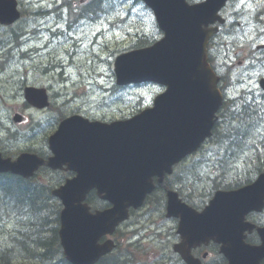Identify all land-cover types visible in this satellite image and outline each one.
Returning a JSON list of instances; mask_svg holds the SVG:
<instances>
[{
  "label": "water",
  "instance_id": "obj_1",
  "mask_svg": "<svg viewBox=\"0 0 264 264\" xmlns=\"http://www.w3.org/2000/svg\"><path fill=\"white\" fill-rule=\"evenodd\" d=\"M144 1L165 36L152 48L118 57L115 73L119 85L154 81L166 86L154 107L112 124L79 116L64 120L49 139L53 156L48 161L27 153L16 160L5 159L0 153V173L29 178L43 165L54 170L67 166L65 170L76 173L53 192L64 206L59 234L72 264H95L112 250V241L99 244L100 238L128 218L129 208L143 204L155 189L154 178L162 183L175 164L211 136L222 105L218 78L206 53L208 39L216 30L204 26L223 22L218 12L226 0L193 6L186 0ZM19 17L15 0H0V23L10 25ZM261 87L264 90V80ZM25 97L36 107L48 106L44 90L28 88ZM262 182L246 190L218 193L202 213L168 193V216L181 219L178 233L183 243L176 249L188 264H200L190 250L210 240L222 244L221 253L230 264H259L264 246L245 244L243 220L250 210H262L264 194L257 192ZM94 189L111 208L90 212L85 200Z\"/></svg>",
  "mask_w": 264,
  "mask_h": 264
},
{
  "label": "rangeland",
  "instance_id": "obj_2",
  "mask_svg": "<svg viewBox=\"0 0 264 264\" xmlns=\"http://www.w3.org/2000/svg\"><path fill=\"white\" fill-rule=\"evenodd\" d=\"M18 1L25 12L24 17L12 27L0 26V63L1 58L8 61L6 65L0 64V146L7 145L11 148L10 151L15 152L25 148L42 149L45 139L57 126V107L61 106L66 115L79 110L86 117L110 121L129 117L151 106L154 97L162 92V88L156 85L129 88H118L115 85L116 56L132 46L139 36L160 38L152 12L141 4V1L108 0L95 11L94 14L99 16L96 22H93L94 16L74 21L70 18L68 9L55 13L57 7L68 0ZM115 1L116 5L112 10ZM223 12L228 20L227 30L220 38L222 43H251L256 46L264 43V0H235L229 3ZM243 48L251 50L250 47H237L239 50ZM10 50L12 52L9 56ZM239 61L234 62L235 68L243 71L245 66H239ZM260 71H264V67L260 68ZM243 78L246 79V86L248 84L252 87V91L250 95H241L258 99L262 120L256 121L257 130L252 131L248 129L250 126L246 125L247 119L242 115L237 120L241 123L238 130L244 132L241 140H244L246 135L249 136L245 138L244 149L236 147L240 146L237 141L234 143V148L229 152L234 157H229L227 171L237 173L240 177L246 173V163L250 170L255 164L253 159H249L254 157L251 147L259 141H264V102L260 103L263 98L260 97L254 78L251 77L252 80L249 81L245 73ZM26 86L45 88L51 95V107L38 111L26 105L23 97ZM61 92L63 96L60 95ZM67 99L73 102L64 104ZM16 113L24 116L26 120L21 124H14ZM9 132L17 135L14 137ZM214 144L219 145L215 141L207 144L202 153L189 159L177 172L188 170L194 160L202 159L206 154L212 159L199 168L197 176L201 179L190 178L196 177L192 172L186 175L197 187L206 184L205 180L208 185L214 183L212 178L216 177L217 173L212 172L210 165L221 159L225 153L221 150L220 157L216 156L212 151L218 150ZM209 149L215 156H208ZM5 152L8 153L9 150ZM44 176V173L40 174L41 178ZM152 202L153 199L131 218V224L135 223V226L123 232L122 236H117L118 241L124 243L125 238L138 233L131 241L141 240L140 245L150 249L148 260L155 258L151 248L156 251H169L168 245L175 240V237H168L173 233L174 223L162 221V212L155 210L159 206L151 207ZM21 221L18 213L7 207L0 208V253L11 247L12 236L19 235L18 242L23 245L25 238H21V235L14 231ZM159 224L161 230L157 231ZM156 234H161L162 237L158 238ZM149 235L154 237L148 240ZM120 237L124 240H120Z\"/></svg>",
  "mask_w": 264,
  "mask_h": 264
},
{
  "label": "trees",
  "instance_id": "obj_3",
  "mask_svg": "<svg viewBox=\"0 0 264 264\" xmlns=\"http://www.w3.org/2000/svg\"><path fill=\"white\" fill-rule=\"evenodd\" d=\"M144 43L145 39L140 38L133 47H142ZM253 102L250 104L251 108L258 106L257 103ZM245 109L246 106L243 101L237 102L235 110L230 113L227 127L222 132L219 130V125L216 127L215 135H218L219 141L224 145L241 141L244 132L238 130L241 123L237 122L241 115L247 119L246 125L250 126L248 128L250 131L257 130L256 121H261L258 110L244 112ZM222 115L223 112L221 117ZM62 116L64 117V115ZM49 174L51 172L48 170L47 178L41 179L37 176L29 180L12 175H0V204L9 201L15 202L22 206L21 209L25 210L26 216L24 226L14 230L21 235V238H25L23 245L18 242L17 237L19 235L12 236L10 238L11 247L5 248L0 253V264H68L64 256L61 255L62 251L58 239L61 205L51 194L52 190L60 185L68 175H55L53 177V173L50 177ZM233 176L240 177L237 173H234ZM174 178L170 182V179L168 180L170 187L175 185ZM93 198L91 197L90 201ZM125 252L131 255L129 250H125ZM132 262L135 260L126 257L121 259L117 254H114L103 259L99 264H132Z\"/></svg>",
  "mask_w": 264,
  "mask_h": 264
},
{
  "label": "flooded vegetation",
  "instance_id": "obj_4",
  "mask_svg": "<svg viewBox=\"0 0 264 264\" xmlns=\"http://www.w3.org/2000/svg\"><path fill=\"white\" fill-rule=\"evenodd\" d=\"M248 219L250 221H252L253 223H257V224H260V225H264V212L261 213V214H255V213H252L248 216ZM248 241H252V242H256V243H260V238L255 234V233H252L251 235H248ZM261 264H264V259L261 261Z\"/></svg>",
  "mask_w": 264,
  "mask_h": 264
},
{
  "label": "bare ground",
  "instance_id": "obj_5",
  "mask_svg": "<svg viewBox=\"0 0 264 264\" xmlns=\"http://www.w3.org/2000/svg\"><path fill=\"white\" fill-rule=\"evenodd\" d=\"M60 7V6H59ZM58 8V7H57ZM26 28V27H25ZM24 29V28H23ZM25 34V33H24ZM38 36V35H37ZM29 39V38H28ZM34 59V58H33ZM60 62V61H59ZM61 68V67H60ZM258 99H255V100H253L255 103H257L258 101H257ZM252 101V102H253ZM261 101H263L264 102V100H260V103L262 104V102ZM253 102V103H254ZM31 220V219H30ZM22 230V229H21ZM12 234V233H11ZM45 235V234H44ZM64 258H65V256H64ZM65 260H66V258H65ZM67 261V260H66Z\"/></svg>",
  "mask_w": 264,
  "mask_h": 264
}]
</instances>
